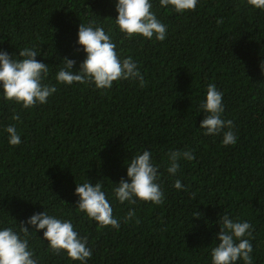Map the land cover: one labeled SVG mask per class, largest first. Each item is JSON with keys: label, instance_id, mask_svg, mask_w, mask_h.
<instances>
[{"label": "trees", "instance_id": "1", "mask_svg": "<svg viewBox=\"0 0 264 264\" xmlns=\"http://www.w3.org/2000/svg\"><path fill=\"white\" fill-rule=\"evenodd\" d=\"M116 2L0 0V50L18 55L35 46L36 59L48 64L45 83L58 89L30 109L5 100L0 89V229L19 231L20 222L46 211L87 237L88 264H212L219 217L227 213L253 225L252 264H264V10L247 0H198L195 11L177 13L151 0L167 25L158 41L120 32ZM90 19L111 35L122 58L138 62L147 87L135 80L116 81L109 90L57 82L63 57L76 61L73 71L85 59L78 29ZM210 83L223 93L222 118L235 125V145L199 127ZM11 124L21 135L18 146L8 142ZM145 149L160 166L164 202L120 203L113 189ZM170 150H191L195 159L181 160L171 176ZM177 179L187 191L173 187ZM86 181H103L118 229L102 228L78 209L75 188ZM130 208L136 215L125 222ZM26 226L38 264H80L54 253L44 230Z\"/></svg>", "mask_w": 264, "mask_h": 264}, {"label": "clouds", "instance_id": "2", "mask_svg": "<svg viewBox=\"0 0 264 264\" xmlns=\"http://www.w3.org/2000/svg\"><path fill=\"white\" fill-rule=\"evenodd\" d=\"M197 3L198 0H159L161 7H171L177 13L195 11ZM247 3L264 10V0H247ZM115 8L118 13L115 18L116 25L127 38L142 36L146 39L155 37L158 41L165 40L167 25L152 11L151 0H117ZM217 23L221 24L223 20L218 19ZM77 42L83 46L86 57L77 71H73L76 61L63 57V67L56 74L59 84H94L97 89L109 90L116 81L135 80L141 88L147 87L138 62L131 56L122 58L111 35L95 19H90L87 25L80 23ZM37 55L35 46L20 49L18 55L0 50V89L3 97L7 101L22 105L24 109L47 103L48 98L58 90L56 85L45 83L49 74L48 64L38 61ZM261 70L264 71L262 64ZM199 109L205 114L199 125L205 135L222 134V144L225 146L237 143L233 121L222 118L225 110L223 93L215 84L210 83L207 86L206 100L199 104ZM20 118L19 113L14 112L12 119L19 121ZM5 131L10 145L18 146L22 143L21 135L14 124L6 126ZM167 155L166 171L171 176L179 171L181 160L195 159L191 150H170ZM159 167L153 163L152 154L147 149L132 157L127 164L128 179L121 177L113 189L115 198L120 203L127 202L130 205H135L137 200L163 204L164 192ZM173 187L187 191V187L179 179L174 181ZM102 188L103 181L94 185L90 181L77 184L75 194L79 200L76 205L89 219L98 222L100 227L111 226L118 229L120 220L114 217L113 207ZM192 196L195 199V194ZM135 215V211L130 208L124 218L125 222ZM192 216L199 218L201 213L194 211ZM136 222L139 223V220ZM19 224V231L13 227L0 229V264H38L27 239L32 231L26 224L31 225L35 231L44 230L43 238L54 253L64 251L73 261L88 264L92 249L87 247V237L80 236L70 220H61L43 211L34 213L26 222ZM219 225V242L211 250L212 264H237L239 260L244 264H252L253 225L248 221H234L227 213L219 217Z\"/></svg>", "mask_w": 264, "mask_h": 264}]
</instances>
